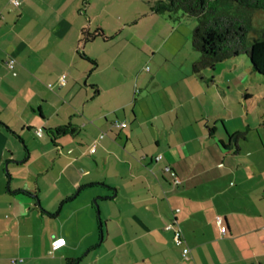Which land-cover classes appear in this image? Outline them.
I'll return each instance as SVG.
<instances>
[{"label":"crops","instance_id":"1","mask_svg":"<svg viewBox=\"0 0 264 264\" xmlns=\"http://www.w3.org/2000/svg\"><path fill=\"white\" fill-rule=\"evenodd\" d=\"M48 11L37 21L26 0L18 7L0 5V85H12L13 97L29 95L23 97L25 108L38 110L34 118L0 116V264H10L11 258H20L17 264L74 259L73 241L52 220L90 183L112 191L110 199L101 197L112 203L104 215L112 243L105 264H264V155L253 136L249 140L246 133L238 148L228 144V134L239 127L229 129L228 118H203L196 77L191 73L195 80L182 79L177 69L160 73L154 52L149 57L148 50L137 51L127 66L132 70L138 62V69L125 79V90L115 89L111 75L101 79L100 57L92 46L102 30L90 33L71 15L68 19L57 17L58 9ZM49 37L57 39L50 43ZM8 58L14 59L11 74ZM147 58L150 67L142 65ZM115 59L110 53L101 57L107 70ZM62 71L68 74L63 83ZM50 79L55 87L47 86L56 91L50 99H59L57 104L41 94ZM63 90L66 100L59 95ZM2 102L7 110L21 104L12 98ZM46 102L52 105L47 114ZM2 108L0 113L6 110ZM58 111L66 118H54ZM66 125L71 131L54 134ZM157 154L161 159H155ZM84 156L91 159L95 177L87 165L78 169ZM165 166L175 171L177 181ZM47 178L52 179L48 185ZM41 184L53 187L54 207L53 201L46 203L48 196L42 197ZM170 222L179 228L182 246L165 229ZM56 237L65 243L51 252ZM182 247L189 250L185 256Z\"/></svg>","mask_w":264,"mask_h":264},{"label":"rangeland","instance_id":"2","mask_svg":"<svg viewBox=\"0 0 264 264\" xmlns=\"http://www.w3.org/2000/svg\"><path fill=\"white\" fill-rule=\"evenodd\" d=\"M18 1L21 4L22 0ZM156 1L158 0H26V4L31 6L30 15L37 21L44 18L43 10L49 12L48 9L55 8L60 11L57 17L69 19L71 15L72 20L84 24L85 31L93 33L96 28H100L103 35L97 36L92 46L95 53L100 57L98 70L101 72V79L105 74L111 75L113 83L116 84L115 89L125 90V79L131 75L130 71L138 69L139 65H137L138 62L132 63L133 69L130 70L127 64L130 60L134 61L137 51L143 49L148 50L149 57L153 52L156 53L154 61L161 64L160 73L166 75L177 69V74L182 76V79L187 75L191 80H195L190 77V74L192 73L191 63L197 57V53L191 47V34L196 25V20L184 15L181 11L173 12L170 15L168 13H154L150 11V6ZM0 5L6 8L13 6L11 0H0ZM251 24L248 37L252 38L264 34L263 10L251 12ZM42 30L47 32L44 28ZM84 37L85 34L82 35V38ZM56 39V37H49L48 42L51 43ZM78 51H82L81 43ZM107 53L116 56L113 66L108 70L101 60V57L106 56ZM164 57L167 59L164 60ZM148 60L147 58L143 61L142 65L150 67ZM178 65L181 66L180 71L176 68ZM8 71L10 73V69ZM61 74L68 77L66 71L60 72L58 76ZM202 75L204 80L194 76L196 77V84L197 82L200 83V88H202L200 98L204 100L203 118H228L230 121V124L227 122L230 125L229 129L239 127L242 130L247 126L246 133L249 140L253 136L255 142L261 146L263 156L264 128L260 125L259 118H264V77L250 72L249 61L245 55L216 63L214 68H205L202 70ZM48 84L55 87L53 79L47 80L41 89V94L49 99L53 96L56 97L55 89L47 86ZM11 87L13 86L0 85V109L3 107L2 105H5V102L2 101H6L8 98L16 99L21 104H18L19 107H15L13 110L2 108L6 110L1 112L0 116L2 118L36 117L38 113L36 106H33V111L24 106L23 97L26 98L29 95L13 97L12 92L14 90ZM204 90L205 95H203ZM63 92L64 90L59 95L62 100H66ZM1 93L8 96L4 97ZM58 100H51L50 102L57 104ZM51 108L50 103H43V110L46 114L51 111ZM186 108L191 111L192 106L186 104ZM197 109L200 110V107ZM197 109L195 112L198 111ZM115 116L122 118L120 113H116ZM79 117L80 115L76 114L74 118ZM54 118L66 117L62 111H58V116ZM216 126L221 127V124L217 122ZM249 140L245 141L248 145L250 144ZM83 158L85 160L78 165V169L85 168L82 165H87L91 171L90 176L95 177V172L91 168L93 166L91 159L87 156ZM261 162L264 165V160ZM52 179L47 178L44 182L48 185V181L52 182ZM39 182L41 183V180ZM46 187L43 186L42 197L48 196L46 203L52 205L51 190L53 187ZM45 189L47 190L45 191ZM75 192L76 189L73 193L75 194ZM104 195L112 196V191L107 186H102L101 183L84 187L67 203H64L58 219L52 220L53 223L57 222V224L63 225V232L67 238L73 241V246L76 248L70 251V254L77 260L76 264H105L108 261L112 243L107 239L106 230H110L111 226L109 222H106L104 215L111 210L112 203H110L111 201H103L101 197ZM108 198L110 199V197ZM46 203L45 205H47ZM58 205L59 203L56 207ZM54 206L53 201L52 207ZM101 239L103 240L101 241ZM87 243L91 244L85 246Z\"/></svg>","mask_w":264,"mask_h":264},{"label":"trees","instance_id":"3","mask_svg":"<svg viewBox=\"0 0 264 264\" xmlns=\"http://www.w3.org/2000/svg\"><path fill=\"white\" fill-rule=\"evenodd\" d=\"M253 10L264 11V0H158L150 6V11L154 13L170 15L181 11L196 20L191 34V47L197 57L192 62L191 70L200 80L205 79L203 69L214 68L216 63L240 55L247 57L250 72L264 77V34L248 37ZM260 125L264 128V118H261ZM67 129L71 131V126L57 127L54 134L65 133ZM246 131L245 128L228 134V144L238 148V142L245 139ZM221 144L226 147L222 142ZM88 185L93 184L85 186ZM35 197L37 200V196ZM66 261L68 264L77 263L73 258Z\"/></svg>","mask_w":264,"mask_h":264},{"label":"built area","instance_id":"4","mask_svg":"<svg viewBox=\"0 0 264 264\" xmlns=\"http://www.w3.org/2000/svg\"><path fill=\"white\" fill-rule=\"evenodd\" d=\"M11 4L13 6L18 7L19 6V1L18 0H11ZM6 65H7V67L9 69H12L13 66H14V59L13 58H8L6 60ZM13 74H15V72H13ZM64 77H65L64 74L60 75L59 80H60L61 83L64 82ZM118 125L121 126V127H124L126 124L124 122H120ZM36 133L39 135L41 133V129L38 128ZM99 137H102V134H100ZM94 149H95V146L93 144L90 147L89 152L93 153ZM161 157H162L161 154H157L155 159L158 160V159H161ZM164 169L169 172L170 176L174 179V181H177V176H176V173H175L174 170H172L169 166H165ZM216 220H217V222L219 224V231L221 233H224L225 232V226L223 224H221V218L219 216H217ZM164 227H165V229L172 230V238H173L174 244L177 245V246H182V235H181V232H180L179 228L175 227L172 222L166 224ZM64 243H65V240H64L63 237L54 238L52 240V242H51V252L53 250L59 248L60 246L64 245ZM181 251H182V255L185 256L188 253L189 250H188L187 247H182ZM20 260H21L20 258H11L10 259V264H17L18 261H20Z\"/></svg>","mask_w":264,"mask_h":264},{"label":"water","instance_id":"5","mask_svg":"<svg viewBox=\"0 0 264 264\" xmlns=\"http://www.w3.org/2000/svg\"><path fill=\"white\" fill-rule=\"evenodd\" d=\"M97 213H98V211H97Z\"/></svg>","mask_w":264,"mask_h":264}]
</instances>
